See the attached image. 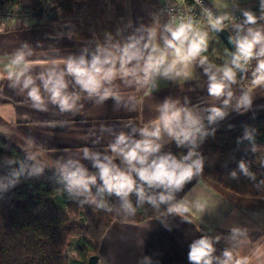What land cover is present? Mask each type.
I'll return each mask as SVG.
<instances>
[{"label":"crops","instance_id":"crops-1","mask_svg":"<svg viewBox=\"0 0 264 264\" xmlns=\"http://www.w3.org/2000/svg\"><path fill=\"white\" fill-rule=\"evenodd\" d=\"M207 1L222 11L250 9L260 4V0ZM128 5L124 8L126 20L114 26L119 36L117 44L106 40L102 31L83 33L75 24L71 30H59L57 23L35 26L12 18L0 22V136L12 140L28 157L51 172L60 173L57 162L72 157L81 159L90 172L96 173L91 161L82 158L83 147L104 153L122 131L139 139V131L133 133V128H142L154 120L165 99L178 100L181 105L200 112L205 117L207 131L231 128L264 116V85L245 87L237 77V83L231 85L233 96L227 106L223 105L226 96L211 97L209 73L204 69L210 67L219 74L222 67L208 61L204 65L199 60L187 62L180 67L179 77H157L155 88L142 84L127 87L117 80L112 88L121 97L119 103L111 98L103 102L98 97L89 99L67 77L70 90L80 95L73 112H61L51 103L47 111H38L32 107L26 91L11 86L6 69L19 71L24 67L10 63L18 51H23L31 61L28 67L35 77L52 66L62 68L69 56L83 54L91 59L98 45L106 48L123 45L132 37L147 40L148 29H154L160 37L167 35L163 30L167 23L155 0H128ZM258 26H264V20L258 21ZM210 38L214 40L207 34L208 44ZM159 43L162 46V39ZM254 65L255 61L252 68ZM245 93L251 97V104L238 108ZM213 105L222 107L226 115L209 124L206 109ZM162 151L179 155L182 148L174 141L166 142ZM177 200L189 209L186 215L190 223L168 212L140 223L115 220L101 239L97 264H189V245L200 235L219 236L215 255L223 259V251H230L229 264L237 261L264 264V200L236 196L201 175L186 184L183 192L177 194ZM198 204L204 205L203 211Z\"/></svg>","mask_w":264,"mask_h":264},{"label":"clouds","instance_id":"clouds-1","mask_svg":"<svg viewBox=\"0 0 264 264\" xmlns=\"http://www.w3.org/2000/svg\"><path fill=\"white\" fill-rule=\"evenodd\" d=\"M243 17L242 23L236 25L237 34L229 37L235 45L230 65L225 64L219 69V74L212 72L210 67L204 69L209 73L208 94L216 99L226 96L223 99L225 106L233 96L230 89L237 83V74L247 72L253 61L251 84L264 85V26H258V21L264 20V0H260V16L245 10ZM207 19L208 25L215 31L224 30L225 17L214 18L208 12ZM194 24V21L185 22L182 18L170 21L163 25L167 35L160 37L154 29H148L147 40L132 37L123 45L110 48L98 45L91 59L83 54L69 56L62 68L52 66L35 77L28 67L31 61L26 59L23 51H18L13 54L10 63L23 64L24 67L19 71L6 69V78L12 87H20L21 91L27 92L32 107L38 111H47L48 103L56 105L61 112L76 110L80 95L70 90L67 77H71L79 92L87 94L89 99L98 97L103 102L111 98L119 103L121 97L112 88L117 80L126 83L127 87L142 84L155 88L157 77H179L182 74L180 67L187 62L199 60L201 65L207 63V57H202V53L208 51L207 32L197 29ZM250 104L251 97L245 93L237 107L247 108ZM206 111L209 124L226 115L222 107L215 105ZM204 119L194 108L181 105L178 100L165 99L159 105L158 116L154 120L142 128H133V133L139 131V139L122 131L116 135L114 142L107 145L104 153L83 147L82 158L91 161L96 173L90 172L79 158L69 157L63 163L58 161L64 191L80 206L87 204L107 212H112L113 207L105 197L115 196L119 198L124 218L134 217L146 203L156 209L166 205L168 213H175L190 223L186 215L189 209L177 200V194L203 173L204 158L197 147L198 142L208 135ZM245 138L253 139L247 131ZM173 141L178 148L186 147L187 153L176 155L171 151H162L166 142ZM239 168L245 176L255 179V174L249 171L243 160L239 162ZM231 175L236 177V172ZM98 179L102 183L93 193ZM133 195L136 197L135 204L131 199ZM81 197L83 199H79ZM197 207L201 211L204 209V205L198 204ZM237 231L233 229V232ZM219 239V236L213 238L208 235L193 239L187 254L189 264H229L232 259L230 251H223V259L215 255V243ZM237 264L240 262L237 261Z\"/></svg>","mask_w":264,"mask_h":264},{"label":"trees","instance_id":"trees-1","mask_svg":"<svg viewBox=\"0 0 264 264\" xmlns=\"http://www.w3.org/2000/svg\"><path fill=\"white\" fill-rule=\"evenodd\" d=\"M87 2L0 0V9L20 4L34 14L35 26H41L59 21L53 17L44 19L46 5H53L65 14L84 9ZM202 55L221 67L230 65L232 59L230 50L217 34L214 40L210 38L208 51ZM251 70L249 67L247 72L237 74L245 87L254 86ZM246 131L253 139L245 138ZM255 148H264V116L231 128L209 130L197 147L204 158L201 176L236 196L264 200V183H261L264 168L257 166L256 155L235 153ZM187 150L183 147L181 153L186 154ZM242 160L255 174V179L240 170ZM234 171L236 177L231 175ZM101 183L97 181L93 193ZM64 188L62 174L44 168L12 140L0 136V264H87L91 255L98 256L101 239L113 221L140 223L167 212L166 205L156 209L146 203L134 217L124 218L119 198L105 197L113 207L112 212H107L87 204L80 206L69 198ZM131 199L135 204L136 197L133 195ZM72 244L74 256H69L67 249Z\"/></svg>","mask_w":264,"mask_h":264},{"label":"rangeland","instance_id":"rangeland-1","mask_svg":"<svg viewBox=\"0 0 264 264\" xmlns=\"http://www.w3.org/2000/svg\"><path fill=\"white\" fill-rule=\"evenodd\" d=\"M87 5L84 9L74 10V12H68L63 14L60 10L56 9L53 5L45 6L44 19L47 20L50 17L58 18L57 27L59 30L72 29L71 25L75 24L77 30L83 33H89L96 31H102L106 40L112 43H118L119 36L116 34L114 26L119 23H124L127 16L124 11L125 7H129L128 0H87ZM211 1V0H209ZM225 1V0H221ZM214 8V4L212 5ZM218 9V8H216ZM260 13V12H259ZM33 14V13H32ZM257 15V14H256ZM17 22L21 23H35V19L27 17L25 15H16L11 17ZM10 19V18H9ZM7 20V19H3ZM121 21V22H118ZM102 28L98 29L99 27ZM208 35L215 37L216 33L206 31ZM122 40V39H121ZM225 62V61H224ZM253 62L249 67L251 68ZM254 153L256 155V164L258 167L264 168V148L255 149H243L238 150L235 153L244 155L247 153ZM73 219V217H71ZM74 244L70 245L67 249V254L69 256H74Z\"/></svg>","mask_w":264,"mask_h":264},{"label":"built area","instance_id":"built-area-1","mask_svg":"<svg viewBox=\"0 0 264 264\" xmlns=\"http://www.w3.org/2000/svg\"><path fill=\"white\" fill-rule=\"evenodd\" d=\"M162 15L163 21L169 23L170 21H179L181 18L187 22L192 20L195 22L194 26L202 31L213 32L214 30L208 25L207 13L211 12L213 17H225L223 27L229 31L232 36L237 34L236 25L241 24L244 17L243 11L250 10L255 14L260 12V4L250 9L244 10H227L222 11L214 8L207 0H155ZM16 15H25L35 19L32 12L20 5H5L0 9V22L3 19H9ZM251 65V64H250Z\"/></svg>","mask_w":264,"mask_h":264},{"label":"water","instance_id":"water-1","mask_svg":"<svg viewBox=\"0 0 264 264\" xmlns=\"http://www.w3.org/2000/svg\"><path fill=\"white\" fill-rule=\"evenodd\" d=\"M214 30V29H213ZM214 32L219 36V38L224 42V44L227 46V48L232 53L235 52V45L229 41L230 33L227 29L224 28L223 31H215ZM98 262V256L96 254L91 255L88 258L87 264H97Z\"/></svg>","mask_w":264,"mask_h":264}]
</instances>
